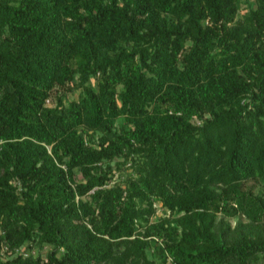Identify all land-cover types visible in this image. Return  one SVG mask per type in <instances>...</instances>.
<instances>
[{
	"label": "trees",
	"instance_id": "16d2710c",
	"mask_svg": "<svg viewBox=\"0 0 264 264\" xmlns=\"http://www.w3.org/2000/svg\"><path fill=\"white\" fill-rule=\"evenodd\" d=\"M240 7L0 0V264L264 254V0Z\"/></svg>",
	"mask_w": 264,
	"mask_h": 264
},
{
	"label": "rangeland",
	"instance_id": "374dc122",
	"mask_svg": "<svg viewBox=\"0 0 264 264\" xmlns=\"http://www.w3.org/2000/svg\"><path fill=\"white\" fill-rule=\"evenodd\" d=\"M255 0H241V7L239 9V15H243L246 10L249 7V3H254ZM93 81H95L94 78H92ZM49 104L52 103V100L48 99L47 101ZM124 121L123 117H120L117 120V123L120 124ZM117 124V125H118ZM101 132H96L95 137H99L100 138ZM117 160H113L112 163L113 165H116ZM118 178V173L114 176L113 181H115ZM112 181V183H113ZM110 185V184H107ZM217 189H221L220 187L217 186ZM154 206L156 208L155 213L152 216V222L150 225L153 224H158L160 223L158 220H160V218H163L165 216H170L172 217V215L170 214V209L168 207H166L165 205H163L162 201H156L154 203ZM224 215L223 211H218L217 217H216V221L221 220L222 216ZM158 217V218H157ZM160 217V218H159ZM232 227H235L237 225L238 222L242 221H247L248 217L245 214H238L236 216H230V215H224L223 216ZM174 220H172L173 222ZM174 223V222H173ZM1 230V227H0ZM149 238L152 240V244L151 247L148 248V253L151 257H157V249H156V245L160 244L161 241H163L164 239L162 237H159L158 235H154V236H149ZM26 247L25 245L23 246V248ZM0 251L5 255L8 256V252L11 251V248L8 244H6L4 241L2 242V244H0ZM51 249V245L46 244L44 247V250H49ZM171 257H168V261H171ZM264 260V254L261 252L259 253L258 257L253 261V264H262ZM104 264V263H103ZM160 264H168L166 262H161Z\"/></svg>",
	"mask_w": 264,
	"mask_h": 264
}]
</instances>
